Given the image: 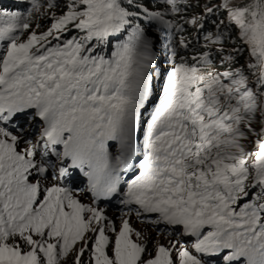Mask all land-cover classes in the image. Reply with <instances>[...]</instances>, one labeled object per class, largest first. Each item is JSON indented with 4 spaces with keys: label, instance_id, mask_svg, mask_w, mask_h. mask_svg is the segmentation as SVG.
<instances>
[{
    "label": "snow or ice",
    "instance_id": "obj_1",
    "mask_svg": "<svg viewBox=\"0 0 264 264\" xmlns=\"http://www.w3.org/2000/svg\"><path fill=\"white\" fill-rule=\"evenodd\" d=\"M27 3L0 6V264H264V0H204L208 50L169 36L162 68L152 30L182 29L145 0ZM120 191L182 239L117 227Z\"/></svg>",
    "mask_w": 264,
    "mask_h": 264
},
{
    "label": "rangeland",
    "instance_id": "obj_2",
    "mask_svg": "<svg viewBox=\"0 0 264 264\" xmlns=\"http://www.w3.org/2000/svg\"><path fill=\"white\" fill-rule=\"evenodd\" d=\"M20 1H22L23 3H20ZM20 3V4H18ZM42 3H43V0H42ZM24 4L23 7H21L22 5ZM0 6L3 7V9L5 8H17L18 9V12L16 11V14L19 16V15H27V12H28V9L30 7V5L27 3V0H0ZM148 7V6H147ZM150 10H153V11H160V12H167V14L165 15V19L169 16L168 14L170 13V11L166 10V9H158V8H150L148 7ZM42 12H46L47 9L46 7L45 8H42L41 9ZM53 11H57L56 9H53ZM9 12H12L11 10H9ZM203 13L202 12H192V14H190L188 17H186L185 21L187 20H190L193 15H202ZM32 24H33V27H35V25L37 23L41 24L42 27L38 29V31H44L45 28L47 27L48 25V21L45 17H32L31 18V21H30ZM155 23V22H153ZM188 24V23H186ZM190 25L192 28H194L196 25H192V24H188ZM157 26H161V25H157ZM198 26V25H197ZM210 32L209 30H205L203 33H201V35L199 36V39H198V45L204 47L205 46V40H204V36ZM152 33L153 35L150 37L151 39H153L154 43L156 44V48H155V52L157 54V56L159 57L160 60L165 59V57L168 55V54H162V50H160L161 48H164L165 47V50L168 49V47L166 45L163 46L164 42L163 39H160L159 40V43L157 40H155L154 36L155 34H158L159 32H156L155 29L152 30ZM193 34L192 35H195L197 36L198 33H196L195 31L192 32ZM186 37H177L176 38V43L178 44L179 41L181 39H184L185 40ZM0 43H3V42H0ZM115 47V41H113V44L111 46H108V45H105L103 46V51L106 53V54H110L112 49ZM206 47V46H205ZM158 68H162L164 67V64L163 63H159L157 65ZM254 127H257L258 129V123L256 125H254ZM26 131H31L33 133L35 132H38L39 131V123L37 122L35 127L32 128V129H26ZM83 202L84 203H88L89 202V199L87 200L86 198L83 199ZM97 207H100L102 208L103 210H106L104 207H101V206H97ZM121 211V214L119 215V218L118 220L121 222L122 220L124 219H127L129 220L131 226L135 229H138V230H143L144 234L145 235H151L152 237V242H156V241H159L160 243H166L169 239H172V238H175V239H182L178 236L174 237L173 235V230L171 228V226H167L165 225V227L163 228H160L158 226H155L153 224H145L143 223L141 220H138L136 215H135V212L133 213H129L127 214V212L129 211V209H133L134 211V208L135 206H129V208H126L124 206H120L118 207ZM107 212L105 213V215L110 218V217H114L116 213H114L113 210H106ZM105 212V211H104ZM117 224V223H115ZM152 247V243L149 244V248ZM68 264H72L71 262V259L68 260Z\"/></svg>",
    "mask_w": 264,
    "mask_h": 264
},
{
    "label": "trees",
    "instance_id": "obj_3",
    "mask_svg": "<svg viewBox=\"0 0 264 264\" xmlns=\"http://www.w3.org/2000/svg\"><path fill=\"white\" fill-rule=\"evenodd\" d=\"M16 1V0H14ZM18 1V0H17ZM191 2L193 4L196 3V0H191ZM20 3H23L22 1H20ZM18 3V4H20ZM203 3H204V0H200V7H197L195 9H189L188 11L184 12L182 11L181 13H179V15H173L171 12L168 14L169 16L166 18L167 20H174L176 24L180 25L181 27V31H177L175 28H172V29H169L168 27L166 26H157L160 28V31L158 34H155L154 38L155 40L158 41L159 43V40L160 39H163L162 42H164L163 46L166 45L168 47V49L172 46V45H169L168 44V37L171 36L172 37V40H173V43L174 44H177L176 43V38L177 37H186L185 38V41L188 45L187 48H177V51L181 54V55H184L186 57H191L195 54H197L198 52H201V51H207L208 48L207 47H202L200 45H198V39H199V36L201 35V33H203L205 30H209L210 32L214 30V21H218V19H223V15H217L215 13H213L212 15L210 16H207V17H204L203 20L200 21V23H203L204 27H203V30L200 29L199 27V24H197L194 28H192L190 25L186 24L185 23V19L186 17H188L190 14H192V12H202L203 13ZM145 4L146 6L150 7V8H158V9H165L162 5H159L157 3V0H145ZM24 4L21 6L23 7ZM5 10L9 11L11 10L12 12H15L16 11L18 12V9L17 8H5ZM181 17L183 19H181ZM146 23V21H145ZM193 31H195L197 34V36L195 35H192ZM167 50H165V47L164 48H161L160 50H162V54H168L170 55V52ZM167 55V56H168ZM214 55V54H213ZM246 55V53H245ZM165 59L162 58L161 63H163ZM241 63H243V58H241L240 60Z\"/></svg>",
    "mask_w": 264,
    "mask_h": 264
},
{
    "label": "bare ground",
    "instance_id": "obj_4",
    "mask_svg": "<svg viewBox=\"0 0 264 264\" xmlns=\"http://www.w3.org/2000/svg\"><path fill=\"white\" fill-rule=\"evenodd\" d=\"M106 210H113L114 211V213H116L115 214V216L114 217H110L109 219H111V220H113V222L114 223H117V224H115L117 227L120 225V221L118 220V218H119V215L121 214V211H120V209L118 208V207H116V206H109V207H104ZM106 210H104L105 212L104 213H106L107 211ZM134 211L132 210V211H130V209H129V211L127 212V214H129V213H133ZM155 226H158V227H160V228H163V227H165V225L164 224H159V225H155Z\"/></svg>",
    "mask_w": 264,
    "mask_h": 264
}]
</instances>
